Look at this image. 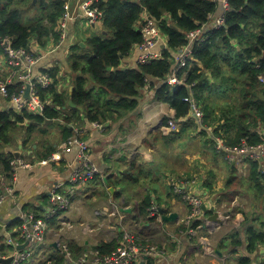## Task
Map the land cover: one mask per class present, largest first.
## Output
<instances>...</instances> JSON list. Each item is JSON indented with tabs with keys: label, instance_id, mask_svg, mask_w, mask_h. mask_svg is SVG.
Wrapping results in <instances>:
<instances>
[{
	"label": "crops",
	"instance_id": "1",
	"mask_svg": "<svg viewBox=\"0 0 264 264\" xmlns=\"http://www.w3.org/2000/svg\"><path fill=\"white\" fill-rule=\"evenodd\" d=\"M19 1H23V10L30 8L34 13L33 16L23 18L22 23L25 25L38 16L35 7L37 0ZM74 1L76 0H65L70 3L72 18L68 21L65 38L60 45V31L57 26L54 27L58 34L57 40L50 37L45 47L35 41L30 44L32 51L38 55L33 72L57 67L59 73L56 87L65 95L73 88V74L69 71L67 62L69 49L76 43L85 47L83 41L96 30L102 29L101 23L87 26ZM146 16L148 14L143 12L141 21ZM3 54L0 55V61L4 59ZM136 56L134 47L131 53L122 59L121 67H133L136 64ZM0 74L2 75L1 72ZM141 92L136 110L126 113L120 119L102 122V129L93 127L79 113L69 121L71 129H81L82 138L90 148V157L100 170L92 180L78 187L70 183L72 170L79 167L77 148L64 150V121L60 118L55 119L59 120V123L47 120L44 124H53L51 128L44 124H32V127L28 128L31 122L27 120L18 124L17 130L10 134L11 141L0 148L1 158L10 153L14 158L17 154L27 165L5 173L0 162V190L4 194L0 204V259L12 255L13 246L9 239L16 241V244L24 243L18 240L19 225L16 226L21 214L33 212L41 215L49 207L50 189L62 183L61 191L69 197V205L48 221L45 244L36 249L32 258L24 264H52L48 258L62 256V246L66 243L72 246L76 253L73 255L78 259L89 257L93 247L100 242L115 240L117 243L114 251L122 243L125 233L131 232L157 242L160 249L166 251V258H156L153 260L154 264H237L238 259L245 256L251 260L264 261V244L257 245V250L252 254L246 251L247 241L240 217L237 220L240 224L237 230H234L232 225L225 226L223 223L229 216L227 203L233 204L240 198L243 201L247 196L245 187L255 191L253 196H248L250 201L245 205L255 206L251 201L257 199L258 194L248 180L249 172L247 176L234 174L241 169L249 171L250 163L242 165V161L235 163L226 160L227 155L214 147L216 137L221 136H214L212 129L205 125L203 127L196 123L193 133L190 128L181 138L173 139L174 132L168 131L162 124V119L165 116L173 117L174 110L167 103L156 100L152 88L145 87ZM3 104L4 109L0 111L7 110V103ZM179 128L180 125L178 130ZM44 140L56 148L54 159H39ZM189 141H193L195 145H203L202 149L208 151L212 144L215 152L213 154L217 155L213 156L209 152L208 161H203L196 155L189 157L183 152L184 149H181ZM197 158L203 164H197ZM189 163L192 167L199 166L203 169L191 168ZM222 165L228 170L230 167L233 175L223 174ZM232 166L235 171H232ZM206 168L210 173L205 174ZM189 176L193 178L187 180ZM224 177L227 180L222 185ZM106 178L108 182L104 181ZM170 180L185 183V189L198 195L206 206V211L201 209L199 214L203 224L192 234L196 237L181 229L186 226L189 206L173 193ZM233 183L237 189H230ZM6 187L10 188V192L6 191ZM109 188H114L113 195ZM146 199L165 207L168 210L166 214L177 213V219L168 222L152 220L147 211L141 215L140 202ZM214 212L218 213V217L212 221L209 218ZM250 226L259 228L254 222ZM235 231L241 239V246L237 248L229 238ZM167 233H172L173 238L168 239ZM218 233L219 237H212ZM63 256L64 261L60 264H68L65 254ZM148 259L141 258L135 264H148Z\"/></svg>",
	"mask_w": 264,
	"mask_h": 264
},
{
	"label": "trees",
	"instance_id": "2",
	"mask_svg": "<svg viewBox=\"0 0 264 264\" xmlns=\"http://www.w3.org/2000/svg\"><path fill=\"white\" fill-rule=\"evenodd\" d=\"M22 3L19 0H0V55L3 54L2 41L5 38L9 40L11 48L25 49L33 56L37 54L30 52L32 41L45 47L50 37L55 40L58 38L54 27L64 12L65 0H37L35 7L38 16L25 25L22 23ZM228 3L229 10L225 12L223 25L208 28L205 31L206 39L193 44L192 66L177 70L176 76L184 81L174 88L165 81L175 65L173 54L187 44L189 31L208 23L211 16L217 17L223 13L218 2H99L103 13L101 32L87 37L83 41L85 47L76 43L69 49L67 62L73 74L71 92L65 95L57 90V67L40 70L48 72L52 78L48 86L37 84L35 88L37 97L44 103L42 113L35 114L25 109L15 112L11 108L0 111V148L8 145L10 134L25 120L31 122L29 128L32 124H44L47 120L60 118L65 123L62 135L66 140L73 132L69 121L77 113L84 116L88 123L120 119L137 109L141 91L145 87L152 88L155 99L167 103L174 110L172 118L180 128L173 131V139L181 138L190 128L193 133L196 127L195 119L190 115V103L183 100L189 95L190 88L191 96L203 114V127H210L214 136H221L226 146H235L242 141L248 145L264 143V81L260 80V76H264V0H228ZM143 12L154 20L166 46L161 48L159 59L123 68L122 59L142 40L140 22ZM19 88L18 83L9 85V95L17 93ZM214 95L220 101L214 99ZM69 99L83 110L70 107ZM169 119L163 117L162 124L167 126ZM41 148L39 159L50 157L56 152V148L47 140H44ZM6 155L1 158L0 153L5 173L10 171V161L13 159L11 153ZM232 171H235L233 166ZM248 180L257 193L264 192V172L258 170L255 161L250 162ZM153 203L164 213L168 212L159 203L146 199L140 202L141 215ZM150 219L155 220L152 217ZM253 222L259 228L250 226ZM19 223L20 220H17L16 226ZM202 224L199 214L191 221L193 229ZM241 225L245 230L246 251L252 254L257 250V245L264 244V220L259 216L250 219L245 217ZM181 229L186 230L187 227ZM229 238L236 248L241 246L238 232H233ZM116 243L115 240L100 242L93 247L92 252L96 251L100 256L108 254L116 247ZM66 245L73 259L77 260L72 246ZM63 254L50 257L48 261L60 264L64 261ZM148 258L147 263L154 264L155 259ZM249 261V257H240L237 264H247Z\"/></svg>",
	"mask_w": 264,
	"mask_h": 264
},
{
	"label": "built area",
	"instance_id": "3",
	"mask_svg": "<svg viewBox=\"0 0 264 264\" xmlns=\"http://www.w3.org/2000/svg\"><path fill=\"white\" fill-rule=\"evenodd\" d=\"M101 1L105 0L74 1L75 6H77L82 13L87 26L96 25L102 22L103 13L99 7V2ZM213 1L218 2L223 13L217 17L211 16L208 23L187 33V44L181 47L177 53L173 54L175 65L165 80L168 85L178 87L183 84L184 80L177 77L176 73L179 68L192 66L191 61L193 60V44L206 38L205 31L208 28H218L223 25L225 12L229 10L228 0ZM65 3L64 12L57 21V29L60 31L59 45L65 38L68 21L72 18L70 3ZM140 32L142 40L134 46L137 51L136 63L144 64L152 60L159 59L161 57V45L165 44V41L160 29L154 23V20L149 16L143 18L140 22ZM6 41L7 44H5ZM2 43L6 59L0 61V72L2 73L0 76V110L4 109L3 103L6 102L7 109L11 108L15 112H20L25 109L35 114H41L44 103L37 97V91L35 88L37 84L48 86L52 82V78L48 75V72H33V66L37 64L38 57L31 55L25 49L11 48L7 38H5ZM30 52H33L31 47ZM260 80L264 81V76H260ZM16 83L20 84V88L16 90L17 93L9 95V85H15ZM27 84L31 87V97L28 100L22 98ZM183 100L190 103V113L193 115L195 122L197 124H201L203 114L200 107L194 102L191 96L190 88L189 95L184 97ZM91 125L95 128H103V124L99 122H91ZM166 128L170 132L177 130V121L170 117ZM215 140L216 148L225 152L227 160H232L235 163L242 161V165H247L250 162L255 161L258 165V170L264 172V143L248 145L245 141H242L238 145L230 147L226 146L225 141L220 137H216ZM72 147L77 148L76 155L79 167L72 170L70 183L73 186L78 187L79 185H84L89 180H92L100 173V170L90 157L89 145L82 138V131L80 128H75L72 134L65 140L64 150L68 151ZM54 158L55 154H52L50 159ZM20 166H27L20 158H13L10 161L11 170ZM170 184L172 185L173 193L183 199L189 206V212L186 218V233L192 235L197 228L193 229L191 227V221L194 220L198 214H200L202 199L198 195L186 190L185 183L170 180ZM6 188V191L10 192V188ZM62 188L63 184L58 183L50 189L49 207L41 215H37L33 212L21 214L18 228L20 238L18 240L23 242L28 241V244L25 248L18 249L17 246L20 245V243L16 244V241L9 239L8 241L13 246V252L11 255L13 258L8 264H24V262L29 261L32 258L33 252L36 249L45 244V233L49 227L48 221L59 214L60 211L65 210L69 205V197L62 193ZM3 199L4 194L0 190V204L3 202ZM147 214L149 217L161 220L160 207L154 203L148 209ZM168 234L173 238L174 235L172 233ZM62 249L65 257L67 258L68 264H135L144 256L160 260L166 258L164 252L157 245L149 243L147 240L144 241L132 232L125 233L122 243L119 244L114 251L101 256L94 251L91 252L90 256L85 259L74 260L66 244H63ZM247 264L263 263L262 261L251 260Z\"/></svg>",
	"mask_w": 264,
	"mask_h": 264
},
{
	"label": "rangeland",
	"instance_id": "4",
	"mask_svg": "<svg viewBox=\"0 0 264 264\" xmlns=\"http://www.w3.org/2000/svg\"><path fill=\"white\" fill-rule=\"evenodd\" d=\"M36 1V0H35ZM21 11H22V20H23V18H25V17H27L28 15L29 16H33L34 15V13L33 12H31V10H30V8H24V10L21 8ZM30 22V21H29ZM101 28L100 29H98V30H96L94 33H99V32H101ZM4 55V54H3ZM38 55H36L35 57H37ZM4 59H6V56L4 55ZM0 76H1V74H0ZM230 96H233L232 94H230ZM214 99H216V100H218V101H220L218 98H216V96L214 95ZM46 123V122H45ZM47 128H51L52 126H54L53 124H51V123H47V124H44ZM203 148V145H200V144H198V145H195V144H193V141H189V143H187L184 147H181V149L183 150L184 149V153L186 154V155H188L189 157H194L195 155L197 156V157H199L200 159H202L203 161H208V157H209V152L213 155V156H216L217 154H213V152H214V147H213V145L212 144H210V147H209V151L206 149V150H204V149H202ZM211 148V149H210ZM216 148V147H215ZM215 153V152H214ZM221 157V156H220ZM225 157V156H224ZM223 159V158H222ZM227 160V159H226ZM184 161H185V158H184ZM197 164H203V163H200L199 162V159L197 158ZM188 166H190L191 168H194V169H199V170H201V169H203V167H199V166H195V167H192V165H190V163L188 164ZM184 167V163L182 164V168ZM205 168V167H204ZM241 167H239V169H240ZM221 170L223 171V174H225V175H227V174H229V176L230 175H233V173L231 172V170H230V167H229V170H228V168H226L225 166H223L222 165V167H221ZM206 172H208V169L206 168L205 169V174H206ZM249 171H247L246 169H241V170H237V172H235L234 174H237L238 176H247V173H248ZM208 173H210V171L208 172ZM193 177L192 176H189V177H187L186 179L187 180H191ZM196 178V177H195ZM184 179V178H183ZM185 180V179H184ZM196 180V179H195ZM227 179L224 177V179L222 180V185H223V183L226 181ZM238 180V178L236 177V181ZM186 181V180H185ZM234 188H236L235 187V183H233L232 184V186L230 187V189H234ZM237 189V188H236ZM244 191H245V193H246V195L247 196H245V198L243 199V201H242V199L240 198V199H238L237 201H235L233 204H231V203H227L228 204V210H229V216L224 220V224H226L225 226H230V225H232V227H233V229L234 230H237V229H239V223H238V218L240 217L241 218V220L243 221V219L246 217V218H248V219H250V218H255V217H257V216H259V217H261L262 218V220H264V192H262V193H257L258 194V198L257 199H254L253 201H251V202H253V204H255V206H248V205H245L246 203H249V201H250V199H249V197L248 196H253L254 194H255V191H251V190H249V189H247L246 187H245V189H244ZM256 197V196H255ZM258 222H259V220H258ZM166 234V233H165ZM199 233L197 232V235H198ZM187 236V235H186ZM188 236H190V235H188ZM193 236V235H192ZM192 236H190V237H192ZM219 237V233H218V235L216 234V235H212V237ZM166 237H168V239H170V236H169V234L167 233V235H166ZM193 237H196L195 235L193 236ZM192 237V238H193ZM144 241H148L149 243H152V244H155V245H157L159 248H160V245L157 243V242H155V241H151V240H149V239H145V238H142ZM214 239V238H213ZM194 241H196V240H194ZM163 249V248H162ZM161 249V250H162ZM163 252H164V255L165 256H167L166 255V251L163 249L162 250ZM229 262H231V261H229Z\"/></svg>",
	"mask_w": 264,
	"mask_h": 264
},
{
	"label": "water",
	"instance_id": "5",
	"mask_svg": "<svg viewBox=\"0 0 264 264\" xmlns=\"http://www.w3.org/2000/svg\"><path fill=\"white\" fill-rule=\"evenodd\" d=\"M5 44H7V41L5 42ZM82 45H83V44H80V46H82ZM161 48H165V44H162V45H161ZM109 69H110V68H109ZM174 88H176V87H174ZM71 90H72V88H71ZM30 91H31V87H30L29 84H27V85H26V88H25V91H24V93H23V95H22V98H23V99H27V100L30 99V97H31ZM68 105H69L70 107H72V108H77V109L80 110V111L83 110L81 107L76 106V105L71 101V99H69V101H68ZM54 121L57 122V123L60 122L59 120H54ZM14 158H18V155L15 154V155H14ZM104 181L107 182V178L104 179ZM109 192L113 195L114 188H109ZM201 209L204 210V212H205V211H206V206H205L204 204H202V205H201ZM122 210H123V211H129V210H127V209H122ZM217 217H218V213H217V212H214V213L210 216L209 219H211L212 221H214L215 218H217ZM160 219H161L162 221H166V222H168V221H175V220L177 219V213L173 212V213L166 214V213H164L163 210L160 208ZM27 244H28V241H25L23 244H20V245H18L17 247H18V249H23ZM218 253H219V252H218ZM12 258H13L12 256L7 257V258H1V259H0V263H2V264H8V263L12 260ZM143 258H148V257H147V256H144Z\"/></svg>",
	"mask_w": 264,
	"mask_h": 264
},
{
	"label": "bare ground",
	"instance_id": "6",
	"mask_svg": "<svg viewBox=\"0 0 264 264\" xmlns=\"http://www.w3.org/2000/svg\"><path fill=\"white\" fill-rule=\"evenodd\" d=\"M205 39H206V38H205ZM205 39H203V40H205ZM203 40H202V41H203ZM181 79H182V78H181ZM173 87H177V86H173ZM190 115H191V116H193L191 113H190ZM199 125H200V126H202V123H201V124H199ZM216 149H217V148H216ZM217 150H218V151H222V150H220V149H217ZM155 204H156V203H155ZM156 205H157V204H156ZM138 237H139V236H138ZM139 238H141V239H142V237H139Z\"/></svg>",
	"mask_w": 264,
	"mask_h": 264
}]
</instances>
